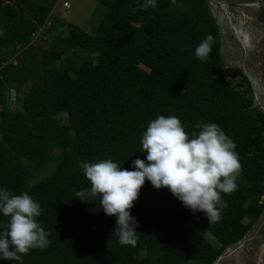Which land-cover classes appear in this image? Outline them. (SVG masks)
<instances>
[{"label":"trees","instance_id":"obj_1","mask_svg":"<svg viewBox=\"0 0 264 264\" xmlns=\"http://www.w3.org/2000/svg\"><path fill=\"white\" fill-rule=\"evenodd\" d=\"M97 1L94 33L74 23L57 31L53 16L42 36L57 33L37 60L34 35L58 0H0V189L40 204L50 240L23 264H215L264 214V111L242 69L224 66L210 0H157L148 10L138 8L143 0ZM208 35L212 50L201 61L195 49ZM159 115L178 117L190 137L196 124H217L236 145L238 188L222 194L227 207L209 224L146 179L130 209L138 242L122 246L117 218L75 197L91 186L78 164L111 159L134 170ZM7 220L0 213V228Z\"/></svg>","mask_w":264,"mask_h":264},{"label":"clouds","instance_id":"obj_2","mask_svg":"<svg viewBox=\"0 0 264 264\" xmlns=\"http://www.w3.org/2000/svg\"><path fill=\"white\" fill-rule=\"evenodd\" d=\"M157 7V0H143L138 5L143 10ZM213 42L212 35L206 36L195 56L206 61ZM195 129L190 137L178 117L159 115L142 134L141 152L147 153L146 161L135 159L134 170L122 169L111 159L78 164L91 186L77 191L75 197L84 202L98 200L97 211L117 218L113 233L120 245L135 247L138 242V221L130 209L146 179L156 189L167 188L193 213L203 212L209 224L222 218L220 211L227 207L222 194L237 190L242 172L236 145L215 123L196 124ZM41 211L27 191L13 194L0 189V213L8 217L0 228V258L23 264V256L30 250H45L50 245L49 233L37 221Z\"/></svg>","mask_w":264,"mask_h":264},{"label":"rangeland","instance_id":"obj_3","mask_svg":"<svg viewBox=\"0 0 264 264\" xmlns=\"http://www.w3.org/2000/svg\"><path fill=\"white\" fill-rule=\"evenodd\" d=\"M64 1H68L69 7L57 6L54 12V16L61 20L57 31L67 33L69 24L74 23L94 33L100 20L99 17L92 19L94 10L99 6L98 1L60 0L61 3ZM210 3L222 30L224 66H239L242 69L249 78L246 88L254 91L256 105L264 111V0L253 3L246 0H210ZM57 31L48 39L43 34L35 37L33 44L37 60L39 48H48ZM238 82L234 81V84ZM9 93L14 105L15 90H9ZM61 119L66 121V116L62 115ZM215 264H264V214L246 238L229 248Z\"/></svg>","mask_w":264,"mask_h":264},{"label":"built area","instance_id":"obj_4","mask_svg":"<svg viewBox=\"0 0 264 264\" xmlns=\"http://www.w3.org/2000/svg\"><path fill=\"white\" fill-rule=\"evenodd\" d=\"M57 6H60L62 8H66V7H69V3H68V1H64L63 3H61L60 0H59L55 4L54 9L50 13L48 19L46 20V22L44 23V25L41 26L40 30L34 35L33 40L35 39V37L40 36L41 34H43V32L45 31L46 28H49L51 26V24H52V18L54 16V12H55Z\"/></svg>","mask_w":264,"mask_h":264},{"label":"water","instance_id":"obj_5","mask_svg":"<svg viewBox=\"0 0 264 264\" xmlns=\"http://www.w3.org/2000/svg\"><path fill=\"white\" fill-rule=\"evenodd\" d=\"M6 2H12L13 0H5Z\"/></svg>","mask_w":264,"mask_h":264}]
</instances>
